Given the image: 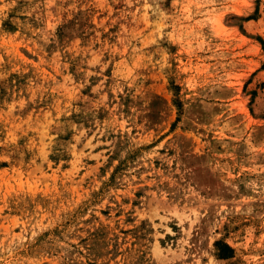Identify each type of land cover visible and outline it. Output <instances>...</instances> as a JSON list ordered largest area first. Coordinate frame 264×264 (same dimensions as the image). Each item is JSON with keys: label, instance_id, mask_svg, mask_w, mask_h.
Segmentation results:
<instances>
[{"label": "rangeland", "instance_id": "rangeland-1", "mask_svg": "<svg viewBox=\"0 0 264 264\" xmlns=\"http://www.w3.org/2000/svg\"><path fill=\"white\" fill-rule=\"evenodd\" d=\"M0 264H264V0H0Z\"/></svg>", "mask_w": 264, "mask_h": 264}, {"label": "trees", "instance_id": "trees-1", "mask_svg": "<svg viewBox=\"0 0 264 264\" xmlns=\"http://www.w3.org/2000/svg\"><path fill=\"white\" fill-rule=\"evenodd\" d=\"M217 249V256L220 259H227L233 255V249L226 243L218 241L215 243Z\"/></svg>", "mask_w": 264, "mask_h": 264}]
</instances>
